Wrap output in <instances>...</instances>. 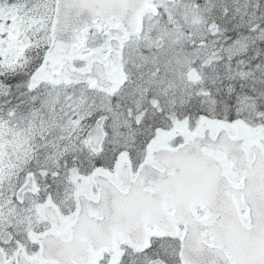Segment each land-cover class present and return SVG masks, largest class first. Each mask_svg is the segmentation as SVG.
<instances>
[{"label": "snow or ice", "instance_id": "snow-or-ice-1", "mask_svg": "<svg viewBox=\"0 0 264 264\" xmlns=\"http://www.w3.org/2000/svg\"><path fill=\"white\" fill-rule=\"evenodd\" d=\"M0 264H264V0H0Z\"/></svg>", "mask_w": 264, "mask_h": 264}]
</instances>
